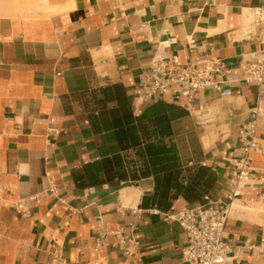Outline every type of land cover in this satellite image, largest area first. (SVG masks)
I'll return each instance as SVG.
<instances>
[{"label": "crops", "instance_id": "obj_1", "mask_svg": "<svg viewBox=\"0 0 264 264\" xmlns=\"http://www.w3.org/2000/svg\"><path fill=\"white\" fill-rule=\"evenodd\" d=\"M35 1L20 10L0 0V264H188L184 230L165 214L193 205L179 190L196 165L216 173L215 204L228 202L238 131L254 110L258 149L250 186L229 206L234 257L225 264H264V216L249 209L264 205V81L244 78L264 47V22H255L264 0ZM212 57L222 72L189 104L173 93L143 102L133 94L156 61L200 67ZM113 84L134 115L160 100L184 110L164 138L181 164L168 210L140 206L152 176L102 182L106 157L120 153L126 171L143 162L119 148L109 112L116 101L102 91ZM199 110L213 121L199 124ZM20 199L25 213L14 206Z\"/></svg>", "mask_w": 264, "mask_h": 264}, {"label": "built area", "instance_id": "obj_2", "mask_svg": "<svg viewBox=\"0 0 264 264\" xmlns=\"http://www.w3.org/2000/svg\"><path fill=\"white\" fill-rule=\"evenodd\" d=\"M255 22H264V6L255 12ZM161 61L154 62L146 80L134 86L133 94L139 102L173 93L176 99L189 104L192 94L211 83L213 74L222 72L219 60L213 57L199 61L200 67L192 63L177 64L174 59ZM244 78L247 82L263 83L264 47L247 62ZM258 115V110L252 111L249 121L238 131L241 148L233 161L232 177L225 193L228 202L219 207L206 193L200 202L175 214H165L184 230L186 242L181 248V259L188 264H225L234 257L229 255L232 247L226 231L229 206L243 188L250 186L251 153L258 149ZM196 119L201 125L208 124L213 121L214 115L199 110ZM260 196L264 200V194ZM14 206L26 212L25 200H18Z\"/></svg>", "mask_w": 264, "mask_h": 264}, {"label": "trees", "instance_id": "obj_3", "mask_svg": "<svg viewBox=\"0 0 264 264\" xmlns=\"http://www.w3.org/2000/svg\"><path fill=\"white\" fill-rule=\"evenodd\" d=\"M107 100L116 101L110 108L119 148L122 152L134 149L142 159L138 168L125 170V159L120 153L102 159L104 171L102 182L115 184L152 176L154 189L150 195H143L140 206L168 210L171 206L172 189L177 185L181 164L174 145L164 141L171 133L170 121L182 116L184 110L174 103L157 101L140 114L134 115L132 105L121 84L102 89ZM216 183V173L208 166L196 165L186 168V183L179 190L188 203H197Z\"/></svg>", "mask_w": 264, "mask_h": 264}, {"label": "bare ground", "instance_id": "obj_4", "mask_svg": "<svg viewBox=\"0 0 264 264\" xmlns=\"http://www.w3.org/2000/svg\"><path fill=\"white\" fill-rule=\"evenodd\" d=\"M27 1H28V3L37 2L35 0H11V3L16 7V9L19 8L20 10H23V6L27 4ZM45 3H46L45 0H42V5H44ZM260 110L262 112L264 111L263 104L261 105ZM238 207H239L238 205L234 204V206L231 209V211L232 212L237 211ZM249 209H250L251 212H253L254 214H256V215H258L260 217L264 216V205L263 204L261 206L257 205L256 207H251Z\"/></svg>", "mask_w": 264, "mask_h": 264}, {"label": "rangeland", "instance_id": "obj_5", "mask_svg": "<svg viewBox=\"0 0 264 264\" xmlns=\"http://www.w3.org/2000/svg\"><path fill=\"white\" fill-rule=\"evenodd\" d=\"M38 2H39V0H38ZM30 4L32 5V4H34V2H32V3H30ZM260 204H261V203H260ZM260 206H261V205H260Z\"/></svg>", "mask_w": 264, "mask_h": 264}]
</instances>
